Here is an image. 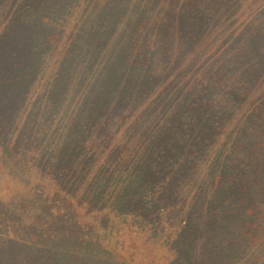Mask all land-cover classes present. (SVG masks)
<instances>
[{"label":"rangeland","instance_id":"1","mask_svg":"<svg viewBox=\"0 0 264 264\" xmlns=\"http://www.w3.org/2000/svg\"><path fill=\"white\" fill-rule=\"evenodd\" d=\"M14 1L0 0V35L69 2ZM141 1L107 2L114 25L132 19L74 96L37 44L30 69L0 75V236H38L3 246L1 264H264V25H241L240 0ZM147 164L157 174L136 195Z\"/></svg>","mask_w":264,"mask_h":264},{"label":"trees","instance_id":"2","mask_svg":"<svg viewBox=\"0 0 264 264\" xmlns=\"http://www.w3.org/2000/svg\"><path fill=\"white\" fill-rule=\"evenodd\" d=\"M45 0H41L40 3H44ZM67 4L64 6L61 3L53 4L48 7V10L44 7L39 8V12H33L28 10L25 15H22L19 18V21H14L12 29L6 28L0 35V70L1 76L10 75V79H15L19 75L18 71H23L24 69H30L32 64H34V50L32 49L33 44L40 45L42 48L41 53L47 56V63L44 70V75L49 77H57L60 75H68L70 77L69 84L67 85V95L74 96L75 92H79L80 87L86 86V81H92L95 77L91 72L95 67V63L98 68L102 63L115 55L113 49L110 50V53L107 54L106 45L113 43L116 45L119 52V41L122 43V33L127 30L129 22L132 19V16H128L126 19V25L124 23L121 26H118L121 23L119 19L117 26L113 24L114 18H116V13L111 12L107 13L105 10L106 4L109 0H68ZM239 8V20H241V25L246 27L249 20L254 21L256 24L264 25V0H240ZM19 1H14V8H16ZM32 2V1H31ZM143 1L141 0H116L118 8L125 7L126 5H132V10L137 11V8ZM40 3L37 1V6L40 7ZM73 6V10L70 14H67L66 10L68 7ZM257 14L255 19L250 18L253 14ZM124 16H122L123 19ZM119 30L116 31L115 29ZM125 28V30H123ZM37 29L39 34L38 38L33 36H28L25 33V30ZM264 29V28H263ZM110 38V39H109ZM109 39L107 42L106 40ZM106 42V43H105ZM51 47L55 50L52 56H49L45 53L46 49ZM107 49H110L108 46ZM8 61L9 67L4 69L2 63L6 64ZM98 61V63H97ZM128 65L127 59H125V65ZM149 66L145 62L142 66ZM72 74V75H71ZM100 76V75H99ZM133 81V79H132ZM150 81V78L142 77L141 80L132 84L131 90L135 96H139V89L142 91L141 86H146ZM84 82V83H83ZM88 86L90 83L88 82ZM40 90L42 86H37ZM38 91V90H37ZM11 93L10 88L0 89V95L2 98H5L6 95L9 96ZM42 97V92L39 93ZM102 95V94H101ZM101 95L99 97H101ZM40 97V98H41ZM126 97L128 95L126 94ZM12 100L14 97L11 98ZM91 104H93L90 101ZM80 110L78 109L76 115H68L66 120V126L68 128L64 131L73 135L78 131V115ZM82 113V112H81ZM3 116L2 111L0 110V119ZM2 119L0 120V122ZM5 127V125H4ZM80 129V128H79ZM5 129L2 130V134L5 133ZM189 133L187 139H192L197 134V131L188 129ZM68 135V134H67ZM184 137V135H183ZM176 141H185L186 138L174 137ZM200 139V136L198 137ZM44 143L51 147L54 145L51 141L43 139ZM48 142V144H47ZM186 152V151H185ZM0 167L2 165L0 164ZM6 164H4V168ZM62 167H67L63 165ZM221 171H215L214 177L218 180L221 177ZM138 181L134 186V193L139 195L143 186H145L148 181L144 180L145 177L150 175L157 174L154 171V168L147 164L142 169L135 170ZM140 175V178H139ZM38 236H29L27 238L19 239L17 237H9V235L0 236V250L3 246H9V244H19L18 241H24L29 245L38 244ZM55 247H58L54 245ZM50 255L49 253H47ZM52 257V255H50ZM80 259L83 256L79 255ZM79 257L74 260L66 262L65 260H57L58 264H78ZM1 264V263H0ZM88 264V263H87Z\"/></svg>","mask_w":264,"mask_h":264}]
</instances>
